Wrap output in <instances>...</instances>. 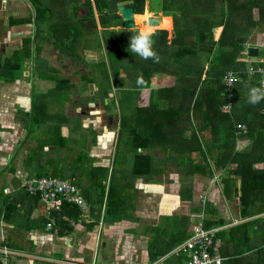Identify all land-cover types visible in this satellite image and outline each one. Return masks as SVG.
I'll return each mask as SVG.
<instances>
[{
  "label": "trees",
  "instance_id": "16d2710c",
  "mask_svg": "<svg viewBox=\"0 0 264 264\" xmlns=\"http://www.w3.org/2000/svg\"><path fill=\"white\" fill-rule=\"evenodd\" d=\"M31 1L36 10V42L37 38L52 41L65 56L90 68L93 75L87 78L98 87L100 96L113 95L110 107L118 106L120 110V114L117 113L120 121L118 150L123 147L134 152L133 174L141 176L152 172L154 158L148 152L151 148L166 152L165 161L175 160L180 172L191 179L196 175L213 178L219 173L225 197L238 202L237 219L241 220L228 221L217 206L207 201L205 226L219 227L212 250L224 257L223 264H264V101L251 105L244 93L253 86L260 87V75L249 76L240 58L246 51L247 36L230 27L227 0H161L160 15L152 9L145 11L146 0ZM123 3L134 7L136 13H142L138 15L148 13L146 24L156 32L154 49L161 58L159 63L130 52V36L140 29L124 28L118 12ZM221 25L224 26L222 34L216 39L214 28ZM33 42V37L27 38L23 48L7 60V64L14 66L12 70L20 68L22 61L31 57ZM39 46H35L37 53ZM81 49L99 50L108 61L102 58L89 62ZM230 70L243 75L244 79L240 76L241 80L234 87L233 106L229 112H224L222 106L228 101L224 79ZM157 74L173 76L175 83L154 88L153 78ZM138 78L144 83L138 84ZM161 103L167 106L162 115L174 127L167 132L162 122L145 116L136 118L139 110ZM239 124H245L247 132H243ZM164 139L171 150L165 147ZM140 148L146 152H139ZM183 150H186L184 154L175 152ZM195 152L199 153V162L182 161L185 157L190 160ZM42 175L45 174L38 176ZM150 189L161 190L157 186ZM27 193L35 199L32 206L37 204L40 195ZM192 198L193 188L181 190L163 200L161 211L169 213L174 206ZM113 202L109 190L104 216L113 212ZM201 208L198 205L194 211L199 212ZM80 214L78 206L67 202L53 213L58 227L66 234L73 230L71 222L78 221ZM189 219L194 223L201 218L191 215ZM49 220H29V228L42 226ZM148 230L153 236L148 242L147 264H181L185 260L183 254L175 253L162 258L187 240L192 231L174 239L167 238V230L159 226Z\"/></svg>",
  "mask_w": 264,
  "mask_h": 264
},
{
  "label": "crops",
  "instance_id": "0c3cea01",
  "mask_svg": "<svg viewBox=\"0 0 264 264\" xmlns=\"http://www.w3.org/2000/svg\"><path fill=\"white\" fill-rule=\"evenodd\" d=\"M227 4L230 27L247 36L246 51L240 57L247 69L249 62H256L264 53V0H227ZM35 16L31 0H0V250L7 247L15 252L13 264H147L148 242L153 236L148 228L166 229L167 238L183 237L192 231L195 222L191 223L189 217L198 205L202 207L200 195L204 193L228 221L239 218L238 202L227 200L221 180L217 182L204 175L191 179L180 172V166L174 161L166 162L167 153L156 148L148 151L155 163L149 175H135L136 179L133 176V187L128 189L120 183L125 174L122 166V176L116 182L117 158H112L110 152L119 129V107H110L113 95L98 94V87L87 78L93 75L91 70L86 67L62 70L64 63L78 66L79 62L65 56L52 41L37 38L36 42ZM136 17L138 22V14ZM223 28V25L214 28L216 39ZM29 37L34 38L31 57L25 58L20 68L12 70L14 66L7 64V60L23 48ZM36 44L40 45L39 53ZM250 46L258 48L257 56L249 54ZM45 62L58 72L50 73ZM53 78H56L54 87L44 89L46 80ZM159 85L162 84L153 82L154 88ZM164 145L171 150L169 143ZM127 150L134 160V152ZM82 151H88L89 169H84V163L75 164ZM138 151L146 152L143 148ZM111 167L107 190L114 200L113 212H109L110 219L104 216V223L99 225L97 222L103 211L105 215L106 208L101 203L103 184H106L104 170ZM39 174L76 181L88 202L90 217H79L78 221L74 220L75 224L71 222L73 230L67 234L58 227L57 221L50 231L46 229L47 222L29 228V220L49 218L45 206L44 211L39 202L32 206L35 199L25 189L26 180ZM90 178H97L98 182L90 183ZM151 186L161 190H151ZM186 188H193L192 200L182 201L171 212L163 213V200ZM130 225L139 231L130 234ZM109 241L115 243L113 258L103 249L111 248ZM181 244L162 259L173 254Z\"/></svg>",
  "mask_w": 264,
  "mask_h": 264
},
{
  "label": "built area",
  "instance_id": "2783aa9c",
  "mask_svg": "<svg viewBox=\"0 0 264 264\" xmlns=\"http://www.w3.org/2000/svg\"><path fill=\"white\" fill-rule=\"evenodd\" d=\"M248 73L251 75L259 74L260 87H264V53L256 62H249ZM240 80L241 77L233 70L227 72L224 82L228 101L222 106L224 112H229L231 110L233 106L234 87ZM238 127L243 132H247L245 124H239ZM117 136L119 139V129L117 130ZM113 157H115V153ZM217 176L218 174H215L214 177L217 179ZM25 189L32 195L41 196L50 218L46 225V229L49 231L54 228L57 221L53 213L55 211H60L65 202L78 206L81 210V218L90 217L88 202L84 196L83 190L71 179H65L55 175L36 176L26 180ZM107 193L108 190L104 199V207L106 206ZM207 201V195L205 193L201 194V211L192 213V216H197L201 219L193 224L191 236L174 252L177 255L183 254L185 256V260L181 264H223L224 257L218 251L212 250L218 228H207L204 223V209ZM238 221L239 219H235L234 223ZM103 223L104 211L102 212L98 224L102 225ZM72 224H75L74 220H72ZM15 257V252L7 247L0 250V264H13Z\"/></svg>",
  "mask_w": 264,
  "mask_h": 264
},
{
  "label": "rangeland",
  "instance_id": "374dc122",
  "mask_svg": "<svg viewBox=\"0 0 264 264\" xmlns=\"http://www.w3.org/2000/svg\"><path fill=\"white\" fill-rule=\"evenodd\" d=\"M151 9H152V11L154 13L160 15V10H162V1L161 0H153L151 2ZM146 16H149L148 13L143 14V15H138V20H140V21L142 20V22H144V21H146ZM137 27H138L137 29L148 28V26H147L146 23L145 24H142V26L137 25ZM172 28L171 29H168V30L171 31ZM156 29H159V28H156ZM51 48H53V47H51ZM81 51H83V53L86 56L87 61H89V62L98 61V60H100L102 58L105 61H108L107 58H106L107 56L106 55H103L105 53H103V54L100 55L99 50H91V49L82 50L81 49ZM263 51H264V49H263ZM54 61H55V58H54ZM39 62L43 64L42 61H39ZM48 63L47 62L44 63V65L46 66V68L50 71V73L56 74L58 72V71L56 72V68L52 67V65L51 64H48ZM81 64L78 63L77 64L78 66H76V65H72V66L70 65L69 66V65H67V64L64 63L61 69L62 70H66V69H69L70 70V69H76V68H79L80 70L81 69H84V66H82ZM86 69L89 70L90 68H87L86 67ZM42 70L44 71L45 69H42ZM160 75L161 74H157L153 78V80L156 81V82H158V84H162V85L157 86L158 88L159 87H162L163 85L170 86V85H173L175 83V78L174 77L168 76V75H163V76H165V77H163L161 75V78H158V76H160ZM167 79H169L170 81L169 82H166ZM54 83H56V78L46 80V82L44 84V89L47 86H49V90L52 89L54 87ZM65 84L72 86V84H70L68 82L65 83ZM248 92H244L246 96H248ZM170 97L172 98L171 94H169V99H171ZM156 105L154 106V108H152V106H150L151 108H149V109H143L141 111L139 110L140 112L138 111V113L136 114L137 117L136 116L135 117L138 119L140 117H144L145 116V117H147L146 119H151L152 118L153 121H156L158 123L159 122H162L163 129L166 132L168 130H170V129H173L174 128L173 125L171 126L170 123L166 122L167 117L162 115V113H164V111H166L167 106H165L162 103L159 104L157 107H156ZM51 110H53V108H51ZM118 127H119V130H120V122H117V128ZM172 134H173V132L170 133L171 137H172ZM117 137L118 136L116 135V138H115V135H114V140L112 142V149H111V152H110V156L112 155V158H113L114 153H115V157L117 158V161L115 162L116 163V166H115L116 167V172L114 173V179L117 182L118 181V177H121L122 176V170H123L122 166H124L125 167V174H124V178L120 181V183L127 185L128 186V189H130L131 187H133L132 177L134 176L133 179H136L135 178L136 176L133 175V173H132L133 156L131 157V154L129 153V150L123 149V147L120 148V151L118 150V145H117L118 138ZM163 141L166 142V143H168V141L165 140V139ZM116 152H117V155L118 156L116 155ZM175 152H177V153H183L184 154L186 152V150H183L181 152H178V151H175ZM175 152L173 154H175ZM86 153L88 154V151H82L81 154H80L81 155V158L78 159V160H75V164L77 165L78 163H80V164L84 163L85 164L84 165V169H89L90 168V165H91V159H90V157ZM212 153L213 154H216V150H213ZM190 158L191 159L189 160L187 157H185V158L182 159V161L185 162L186 164H188L191 160H196V161L199 162V160H200L199 153L198 152H195L192 155V157H190ZM193 162H195V161H193ZM86 163L88 165H86ZM154 165H155V163H154ZM112 167L104 170V174H105L104 175V178H105V181H106V184L105 185L103 184L104 193L106 192L107 188H109V184L111 182L110 181V178H111V175H112V171H111V169H113ZM184 168H185V166L183 167V169ZM217 174H218L217 179H216V177H213V178H214V180H216L217 182H219L221 180V178H220L219 173H217ZM89 181H90V183H95V184L98 182L97 178H94V179L93 178H90ZM98 191H99V188H98ZM97 193H98V196H99V192H97ZM38 202L42 206L41 207L42 208V211H44L43 208H44L45 204H43L44 202H43L41 196H39ZM100 212H101V209H100ZM108 218L110 219L109 214H108ZM130 227H131V225H130ZM130 227L128 228V230L130 231V234H132V235H133V233L139 231V229L137 227H133V228L132 227L130 228ZM101 238H102V236H101ZM132 239H133V237H132ZM109 242H111V241H109ZM110 247L111 248H103V249H106L107 252H108V254L111 255L112 258H113L114 255H115V243L111 242ZM106 250H103V251L106 253ZM97 251H98V249H97ZM99 254L100 255L103 254L102 248L99 251Z\"/></svg>",
  "mask_w": 264,
  "mask_h": 264
},
{
  "label": "clouds",
  "instance_id": "9594fccd",
  "mask_svg": "<svg viewBox=\"0 0 264 264\" xmlns=\"http://www.w3.org/2000/svg\"><path fill=\"white\" fill-rule=\"evenodd\" d=\"M156 32L152 28H144L135 31L130 36L129 50L131 53L139 56L141 59H151L155 63L160 62V56L154 49ZM142 78H138V84H143ZM264 101V87L253 86L248 92V103L257 105ZM120 135V132H119ZM119 140V139H118Z\"/></svg>",
  "mask_w": 264,
  "mask_h": 264
},
{
  "label": "water",
  "instance_id": "95a60500",
  "mask_svg": "<svg viewBox=\"0 0 264 264\" xmlns=\"http://www.w3.org/2000/svg\"><path fill=\"white\" fill-rule=\"evenodd\" d=\"M150 9H151L150 0H146L145 11H150ZM118 10H119L118 11L119 14L122 16L125 29L134 30V29L138 28L136 20H135V16L137 14H142V13H136L134 7L128 6L125 3L120 4L118 7ZM249 54L251 56H257L258 55V48L255 46H250L249 47Z\"/></svg>",
  "mask_w": 264,
  "mask_h": 264
},
{
  "label": "bare ground",
  "instance_id": "6f19581e",
  "mask_svg": "<svg viewBox=\"0 0 264 264\" xmlns=\"http://www.w3.org/2000/svg\"><path fill=\"white\" fill-rule=\"evenodd\" d=\"M135 20H136L137 25H140V26H142V24L146 23V21L142 22V20L141 21L138 20V22H137V17L136 16H135Z\"/></svg>",
  "mask_w": 264,
  "mask_h": 264
}]
</instances>
